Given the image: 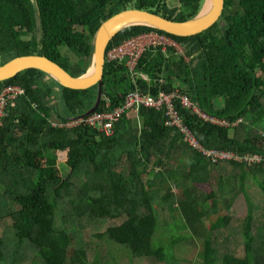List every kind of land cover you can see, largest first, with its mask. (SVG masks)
I'll return each mask as SVG.
<instances>
[{
	"label": "trees",
	"instance_id": "16d2710c",
	"mask_svg": "<svg viewBox=\"0 0 264 264\" xmlns=\"http://www.w3.org/2000/svg\"><path fill=\"white\" fill-rule=\"evenodd\" d=\"M176 1L170 8L166 0H0V65L38 54L79 77L91 66L92 42L105 20L134 8L183 22L199 13L204 0ZM150 33L175 45L142 55L139 89L153 97L177 92L210 117L241 119L236 127H219L176 103L203 147L240 158L258 155L261 162L211 166L181 142L164 111L153 108L125 113L110 129L67 125L123 103L135 89L124 62H106L100 101L90 114L97 86L71 90L43 72L24 71L0 82V93L7 86L24 89L0 128V264H103L104 247L112 255L129 252L135 262L193 264L177 258L175 247L195 237L176 239L170 251L154 247L162 238L157 231L172 233L169 228H190L204 240L203 264H264V0H224L219 20L191 37L129 27L107 51ZM46 98L61 101L62 108H51ZM60 152L64 176L53 172ZM211 168L220 176L206 194L195 185L211 184ZM224 178L236 181L246 202L247 215L236 223L227 214L234 186Z\"/></svg>",
	"mask_w": 264,
	"mask_h": 264
},
{
	"label": "water",
	"instance_id": "95a60500",
	"mask_svg": "<svg viewBox=\"0 0 264 264\" xmlns=\"http://www.w3.org/2000/svg\"><path fill=\"white\" fill-rule=\"evenodd\" d=\"M34 3L35 0H32ZM224 10V0H204L199 13L193 18L177 22L161 15L139 9H126L105 20L97 30L93 42L91 66L79 77H73L57 63L38 54L19 56L0 65V82L16 77L27 70H38L48 75L64 88L87 90L98 87L97 103L87 114L93 113L98 105L103 87L106 53L113 38L122 30L133 26H146L177 37L198 35L212 27ZM37 36H41L38 22ZM55 122H59L56 120Z\"/></svg>",
	"mask_w": 264,
	"mask_h": 264
},
{
	"label": "built area",
	"instance_id": "2783aa9c",
	"mask_svg": "<svg viewBox=\"0 0 264 264\" xmlns=\"http://www.w3.org/2000/svg\"><path fill=\"white\" fill-rule=\"evenodd\" d=\"M142 40H148V42L142 45L140 43ZM164 45H175V43L165 35L150 33L128 39L122 44L117 45L107 51L106 62L119 61L125 63V66L129 70L133 79L135 89L124 96V101L120 106L111 110H105L102 113L91 114L86 120L79 118L75 121H72L73 123L69 125H78L85 122L86 124L94 127L99 126L101 128L110 129L112 125L115 122H118L125 113L132 112L137 115L140 108H153L158 111L163 110L167 118V125L171 128H176L179 132H181L184 135L185 140L189 144L203 152V154L209 157L213 163L227 160L239 162L241 160H245L249 164L260 163L261 158L258 155L245 156V158H240L238 156H235L234 154H230L229 152L214 150L208 151L204 148H201L191 134L188 127L183 123V119L180 116L179 111L177 110L176 103L179 102L183 109H186L195 114L200 120L220 127H235L241 122V119L237 120L234 123H230L214 117H210L199 110V108L190 100H188L187 97L179 98L177 92L173 94H166L162 91H159L158 95L153 97L150 93L145 94L139 89L136 83V67L138 61L149 48H157ZM140 76L143 80H147L143 75ZM23 94L24 90L17 86H7L2 90V92L0 93V128L3 125L4 117H6L7 115V107H13L14 102L18 98V96ZM109 105H111V103L109 99H106L105 106L109 107Z\"/></svg>",
	"mask_w": 264,
	"mask_h": 264
},
{
	"label": "rangeland",
	"instance_id": "374dc122",
	"mask_svg": "<svg viewBox=\"0 0 264 264\" xmlns=\"http://www.w3.org/2000/svg\"><path fill=\"white\" fill-rule=\"evenodd\" d=\"M168 6L170 8H173L174 6L177 5L176 0H166ZM148 40H142L140 43L142 45L146 44ZM179 51L181 52V48H179ZM45 80V79H44ZM46 82H49L48 80H45ZM51 82V81H50ZM47 101L49 102V106L51 108H55L59 106L62 108V102L57 101L54 98H46ZM50 100V101H49ZM58 109V108H57ZM59 110V109H58ZM60 111V110H59ZM55 117V116H54ZM58 120V119H55ZM59 121V120H58ZM73 121V120H72ZM72 121H68L67 125L71 124ZM65 160V153H58V167L53 170L55 174H60L61 176H64L67 172L68 169L64 167V161ZM169 163H173V161H169ZM211 184L209 183H200L196 184V188L203 192V193H210L212 192L213 188L212 185L215 187L218 185L217 179L219 178L220 174L219 172L215 171L213 168H211ZM224 174V173H223ZM224 181L226 182L227 185H233L234 186V194H236L232 209L230 212L227 214L230 216H233V220L236 223V219H242L247 215V206L246 202L244 199V196L242 192L240 191V187L236 185V181H229L227 178H224ZM177 191L176 188L173 187V192ZM232 194L231 196H233ZM15 208V207H14ZM17 208V207H16ZM226 212L223 213L225 215ZM178 220V219H177ZM179 223H181L180 220H178ZM206 223L204 224V226ZM209 227V226H208ZM159 230V229H158ZM169 230H172V233L170 231H162L160 230L159 232L157 231L156 234L162 235V238L165 240L160 239L158 242L157 240L154 241V247L155 248H165L166 251H170L169 247L170 244L173 243L176 239L178 238H186V237H195L194 241H186L184 243H179L175 248V256L177 255V258L181 259L184 258L186 260L191 261L193 264H203V253H204V240L203 239H198L195 235L192 229H176L173 231L172 228H169ZM117 249V248H115ZM171 255V253H170ZM102 263L103 264H156V261H153L152 259L149 260H142L139 262H135V260L129 252H122L120 250H114L113 255L110 254L107 250V248H102ZM133 261V262H132ZM155 262V263H154Z\"/></svg>",
	"mask_w": 264,
	"mask_h": 264
},
{
	"label": "clouds",
	"instance_id": "9594fccd",
	"mask_svg": "<svg viewBox=\"0 0 264 264\" xmlns=\"http://www.w3.org/2000/svg\"><path fill=\"white\" fill-rule=\"evenodd\" d=\"M24 90V89H23ZM80 118V117H79ZM79 118H77V119H79ZM77 119H74L73 121H75V120H77ZM55 120V119H54ZM224 121V120H223ZM58 123V122H57ZM231 123V122H230ZM234 123V122H233ZM210 124V123H209ZM217 126V125H216ZM220 127V126H219ZM236 127V126H235ZM174 129V128H173ZM175 130H176V132H174V133H178V134H181V136H182V141L181 142H183V143H185V144H187V146L190 148V149H193L194 151H196L197 153H199V154H201L202 156H203V158H205L206 160H208V162H209V164L211 165V166H213V165H216V164H219V163H221V162H228V161H230V160H227V161H219V162H217V163H213L212 162V160L209 158V157H207L206 155H204L203 154V152H201L199 149H197V148H195V147H193L191 144H189L186 140H185V137H184V135L181 133V132H179L176 128H175ZM191 132V131H190ZM191 134H192V132H191ZM193 135V134H192ZM194 137V136H193ZM195 138V137H194ZM195 140H196V142H198V140L195 138ZM181 144V143H180ZM198 144H199V146L201 147V148H204L205 150H208V151H211V150H214V151H222V152H229V151H226V150H216V149H208V148H205V147H203L201 144H200V142H198ZM230 154H233V153H231V152H229Z\"/></svg>",
	"mask_w": 264,
	"mask_h": 264
}]
</instances>
